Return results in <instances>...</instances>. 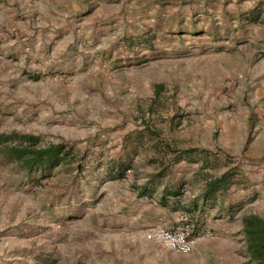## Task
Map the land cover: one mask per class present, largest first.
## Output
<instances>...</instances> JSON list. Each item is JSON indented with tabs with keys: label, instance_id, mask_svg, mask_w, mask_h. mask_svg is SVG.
<instances>
[{
	"label": "rangeland",
	"instance_id": "1",
	"mask_svg": "<svg viewBox=\"0 0 264 264\" xmlns=\"http://www.w3.org/2000/svg\"><path fill=\"white\" fill-rule=\"evenodd\" d=\"M19 4L22 11L15 12ZM0 5L4 16L15 13L0 18V133L32 134L41 146L65 143L73 153L46 175L27 174L0 145V264L157 261L169 250L145 240L143 232L176 223L195 239L189 253L203 264H218L220 241L214 240L226 233L223 226H238L250 213L264 218V108L258 105L264 81L246 71L252 63L264 68V0ZM28 11L30 18L24 17ZM112 28L122 30V38L105 34ZM27 29L33 41L45 44L15 50V41L24 38L16 33ZM111 45L122 47V63L108 69L122 81V194L117 179L108 176L113 163L93 159L94 138L105 135L113 118L101 103L115 100L101 94L106 100L92 106L100 77L73 65L90 55L87 50L106 61ZM190 147L197 150L186 152ZM232 167V185L205 199L206 180ZM97 168L99 175L93 173ZM153 201L177 211L172 225L135 228L124 219ZM248 262L254 264L250 256Z\"/></svg>",
	"mask_w": 264,
	"mask_h": 264
},
{
	"label": "crops",
	"instance_id": "2",
	"mask_svg": "<svg viewBox=\"0 0 264 264\" xmlns=\"http://www.w3.org/2000/svg\"><path fill=\"white\" fill-rule=\"evenodd\" d=\"M40 5L41 3L38 2ZM37 1L33 3V6H36ZM18 9H15L14 11L21 12L22 11V4L18 5ZM36 7H34L35 9ZM29 10V8H27ZM5 8L0 5V18H5L7 20L14 18L15 13L13 10H11V13H9L11 16H4ZM30 12L28 11L27 14H24V17L30 18L33 14H29ZM34 13V12H33ZM113 17H116V21H121L122 20V14H115L112 13ZM29 24V23H27ZM25 25L22 26L23 29H26L24 27ZM115 26V24L113 25ZM13 31L17 30L16 28H13L14 26H11ZM111 27V26H110ZM92 26L89 27L87 30L90 31L92 30ZM24 31V30H23ZM92 32V31H90ZM31 34L30 30H26V32H23L22 34L16 33V35H20V37H24L22 39H19L15 41L14 43V49L19 50L21 44H28V46L34 45L36 42L45 44V40H35L33 41L31 39ZM38 37L42 36L43 33L41 32L40 29L37 31ZM112 37H120L122 38V30L121 31H114V29H108L105 31V34H109ZM28 38V41L26 40ZM122 43V41H120ZM119 43V44H120ZM102 43H98L97 46H101ZM44 47V46H43ZM96 47V45H95ZM102 51V50H101ZM87 53H90V55H86L84 58H79L76 60V64H73L75 66H79L81 70H85L86 73H90L93 76H99L100 78L98 79V87L95 86L96 84L94 81L96 79L92 80V84L95 86V89L98 91L96 92L98 94V97L90 99L89 103L93 104L92 106H96L94 104L97 100H106L103 97H101V94L104 96L105 94H109V96L115 100V102L109 106H107V102L101 103V110L104 112H107L109 116L112 114L113 118L106 127L105 135L101 136H95L94 141H95V152L94 153V158L97 161L104 162L103 164L105 165H111L113 163V167H110V169L107 171L109 174L108 176H112L116 178L117 180L115 183H117L118 190L122 194L124 192L122 190V186L125 187V183H122V178L119 176V171H117L118 164L122 162V138L124 136L123 133H126V130H122V81L121 80H115L111 77L112 73L108 71L109 68L114 64L115 61H118V63H122V47L117 46L114 47V45L109 46L107 51L105 52V58L107 59L106 61H102L99 58L94 55L93 51L87 50ZM41 55V54H40ZM41 57V56H40ZM72 58V57H71ZM70 58V59H71ZM70 59L66 60L69 61ZM67 65L68 62H67ZM252 77L255 76V79L258 81V83H263L264 81V76H263V71L264 68L261 66H258L257 64H250L247 66L246 71L252 70ZM122 71V68L120 69ZM120 70H116L115 72L117 73ZM263 70V71H262ZM114 72V73H115ZM100 84V85H99ZM102 86V87H101ZM95 93V92H94ZM93 93V95H94ZM90 94V92H89ZM107 99V100H111ZM261 100L259 101L258 105L262 106L264 108V95L261 96ZM251 104V102H250ZM107 106V107H106ZM109 109V110H108ZM111 110V111H110ZM112 112V113H111ZM246 113L249 114L250 110L248 109ZM109 120V118H108ZM78 133V135H80ZM195 147H200L201 145L199 144H194ZM95 166V164H93ZM100 168L95 169V175H99L100 172L98 171ZM106 189H108L109 194H112V191L109 190L110 182L106 181ZM205 183L203 184V186ZM125 193V192H124ZM113 195V194H112ZM159 201V200H158ZM128 204L125 202L124 205ZM130 207V206H129ZM140 209L136 210L134 215H131L128 213V215L125 218L128 219V223H135V228L139 226H149L153 224H162V225H172L173 221L176 219V214L177 211L175 210H170L169 207L159 205L156 202H151L147 205L140 204L139 205ZM132 217V220L130 218ZM122 220V218H121ZM127 220V219H126ZM124 220V221H126ZM222 231H225V234H221V237L215 238V243L217 241H220L219 244H217V249L221 253V258L218 259L219 262L218 264H252L249 261V256L246 251V245H245V237L242 232V223H240L238 226H236L234 223L232 225L228 226H223ZM237 231V234L235 233ZM217 239V240H216ZM207 240V239H206ZM203 260L200 257H196L192 252L191 253H175V252H165V254H162L160 258L155 261V260H147L145 262H142L141 264H203Z\"/></svg>",
	"mask_w": 264,
	"mask_h": 264
},
{
	"label": "trees",
	"instance_id": "3",
	"mask_svg": "<svg viewBox=\"0 0 264 264\" xmlns=\"http://www.w3.org/2000/svg\"><path fill=\"white\" fill-rule=\"evenodd\" d=\"M160 84L155 86V94L160 92ZM17 140L16 144L6 141ZM0 145L2 154L8 161L17 162L20 168L27 174L41 172L42 175L49 173L50 169L57 166L73 155L72 147L65 143H50L45 146L38 144V137L32 134L0 133ZM197 149L190 147L186 152H194ZM236 171L232 167L220 173L218 176L206 180L202 195L205 199L210 198L218 191L228 189L234 179ZM242 232L245 236L246 249L250 260L254 264H264V218L256 214H247L242 218Z\"/></svg>",
	"mask_w": 264,
	"mask_h": 264
},
{
	"label": "built area",
	"instance_id": "4",
	"mask_svg": "<svg viewBox=\"0 0 264 264\" xmlns=\"http://www.w3.org/2000/svg\"><path fill=\"white\" fill-rule=\"evenodd\" d=\"M143 237L161 249L180 253H189L195 244L188 227L182 223L170 227L151 226L143 232Z\"/></svg>",
	"mask_w": 264,
	"mask_h": 264
}]
</instances>
